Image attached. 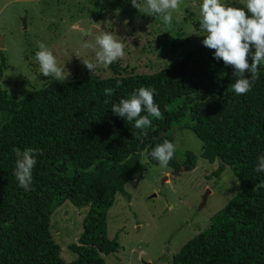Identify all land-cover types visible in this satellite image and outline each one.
Returning <instances> with one entry per match:
<instances>
[{
    "label": "trees",
    "instance_id": "obj_1",
    "mask_svg": "<svg viewBox=\"0 0 264 264\" xmlns=\"http://www.w3.org/2000/svg\"><path fill=\"white\" fill-rule=\"evenodd\" d=\"M233 73L201 45L154 73L52 77L26 99L0 104L12 112L0 127V264H105L104 256L121 247L108 235V210L117 194L126 193L141 154L159 164L152 149L165 139L174 143L170 133L178 128L193 130L204 143L203 157L220 162L217 175L229 166L242 188L172 264H264V188L253 191L264 182V171L255 170L264 155V65L246 94L231 90ZM142 86L156 90L162 112L150 117L146 136L111 110ZM106 88L113 90L110 96ZM28 147L39 154L31 190L25 191L13 175L14 149ZM185 157L196 165L192 151ZM168 165L179 161L173 156ZM66 200L89 207L79 243L70 246L78 254L71 262L61 257L50 231L52 214Z\"/></svg>",
    "mask_w": 264,
    "mask_h": 264
},
{
    "label": "rangeland",
    "instance_id": "obj_2",
    "mask_svg": "<svg viewBox=\"0 0 264 264\" xmlns=\"http://www.w3.org/2000/svg\"><path fill=\"white\" fill-rule=\"evenodd\" d=\"M139 2L143 8L145 0ZM223 2L245 7L239 0ZM201 3L182 0L167 25L140 12L131 0H0V104L26 99L52 80L42 75L34 59L37 41L65 65L63 80L154 73L175 65L206 38L199 26ZM97 24L121 40L125 55L111 65H98L94 74L82 57L95 62V51L82 45L94 43ZM11 113L0 109V127ZM170 134L179 165L162 167L146 152L141 154L126 193L117 194L108 210V235L117 237L121 247L104 256L105 264H172L181 248L207 229L214 214L242 188L229 166L217 175L220 162L203 157L204 143L193 130L178 128ZM187 151L197 156L195 166L186 162ZM88 211V206L66 200L51 216L50 231L66 262L78 257L70 246L79 243Z\"/></svg>",
    "mask_w": 264,
    "mask_h": 264
},
{
    "label": "clouds",
    "instance_id": "obj_3",
    "mask_svg": "<svg viewBox=\"0 0 264 264\" xmlns=\"http://www.w3.org/2000/svg\"><path fill=\"white\" fill-rule=\"evenodd\" d=\"M181 3L182 0H145L142 8L139 0H131L132 6L140 12L162 18L167 25H171L173 12L179 9ZM239 3L245 7L232 6L223 0H202L199 9V26L203 33L201 35L206 37L203 45L214 50L215 59L223 60L225 65L234 68L235 80L230 88L237 95L246 94L251 90L261 65H264V0H239ZM95 27L98 31L94 33V43L85 41L82 45L85 49L91 48L95 51V62L82 57V63L94 74L98 65H111L125 55L124 44L116 35L105 31L99 24ZM37 47L34 59L38 62L42 75L51 76L57 81L65 79V65L58 63L53 51L41 41H37ZM249 56L252 58L251 63ZM246 72L251 73L250 77L245 75ZM103 91L106 96H110L113 90L106 88ZM155 93L154 88L142 86L129 98L113 104L111 110L127 122H134L133 127L141 130V134L146 136L151 127L150 117H162L160 107L154 101ZM176 147L175 143L165 139L155 145L150 155L162 167H166L173 158ZM14 151L17 159L13 175L19 186L29 191L39 150L28 147L24 150L15 148ZM255 170L264 171V155L258 157ZM261 188H264V182L256 184L253 191Z\"/></svg>",
    "mask_w": 264,
    "mask_h": 264
},
{
    "label": "water",
    "instance_id": "obj_4",
    "mask_svg": "<svg viewBox=\"0 0 264 264\" xmlns=\"http://www.w3.org/2000/svg\"><path fill=\"white\" fill-rule=\"evenodd\" d=\"M206 198H207V196H204V198H203V204L206 202Z\"/></svg>",
    "mask_w": 264,
    "mask_h": 264
}]
</instances>
